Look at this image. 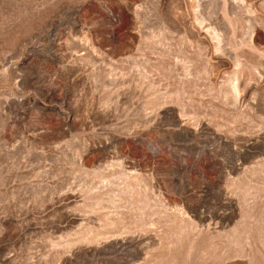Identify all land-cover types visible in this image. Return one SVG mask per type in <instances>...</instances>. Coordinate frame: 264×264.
Returning a JSON list of instances; mask_svg holds the SVG:
<instances>
[{
	"label": "rangeland",
	"instance_id": "1",
	"mask_svg": "<svg viewBox=\"0 0 264 264\" xmlns=\"http://www.w3.org/2000/svg\"><path fill=\"white\" fill-rule=\"evenodd\" d=\"M0 264H264V0H0Z\"/></svg>",
	"mask_w": 264,
	"mask_h": 264
}]
</instances>
